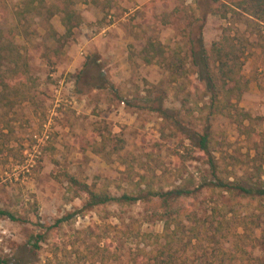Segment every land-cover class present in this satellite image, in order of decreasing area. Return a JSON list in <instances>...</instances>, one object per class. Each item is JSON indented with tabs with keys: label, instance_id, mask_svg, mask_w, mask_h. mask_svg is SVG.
<instances>
[{
	"label": "rangeland",
	"instance_id": "1",
	"mask_svg": "<svg viewBox=\"0 0 264 264\" xmlns=\"http://www.w3.org/2000/svg\"><path fill=\"white\" fill-rule=\"evenodd\" d=\"M22 1L0 0V27L18 32L15 43L28 56L34 83L30 99L8 111L0 108L13 130L9 148L0 153V208L15 216H0V259L6 264H148L163 227L160 202L145 196L131 204L90 207L85 186L112 196L144 195L148 187L167 190L179 183L197 192L204 179L213 178L181 138L182 126L195 127L192 103L182 107L167 72L140 56L150 40L166 50L178 47L185 57L198 37L205 45L223 34L241 40L240 74L247 87L238 104L251 119L240 126L224 116L214 119L213 154L228 175L259 177L264 185L263 23L238 11L216 12L224 0H74L82 22L56 44L54 32H64L60 14L51 9L32 15L23 31L15 20ZM190 82L185 91H195ZM159 99L166 118L150 109V101L155 106ZM85 136L105 144L104 153L80 147ZM118 141L123 148L114 151ZM195 196L192 205L201 218L221 201L205 189ZM255 205L250 203L248 214L234 206L227 216L231 232L191 245L181 256L230 264L238 233L264 264V212Z\"/></svg>",
	"mask_w": 264,
	"mask_h": 264
},
{
	"label": "trees",
	"instance_id": "2",
	"mask_svg": "<svg viewBox=\"0 0 264 264\" xmlns=\"http://www.w3.org/2000/svg\"><path fill=\"white\" fill-rule=\"evenodd\" d=\"M73 6L74 0H23L21 9L16 11L18 18L15 20L23 28V23L28 24L30 16L40 15L42 12L51 13L53 9L60 14L64 32L60 36H56L54 32L52 38L56 44H61L60 40L69 38L74 28L82 22L80 13ZM214 10L224 16L229 12L238 11L264 24V0H224L219 2ZM24 30L26 27L23 28ZM16 34L18 32L3 30L0 27V108L6 111L12 109L15 104L30 99L33 89L29 59L27 54L16 45ZM243 53L241 40L229 34H223L209 45L204 44L202 37L194 39L190 43L188 57L182 55L178 47L166 50L160 42L151 40L147 41L140 50V56L146 63L155 62L167 72L168 83L173 86L178 103L182 107L192 103L197 112L194 118L195 127L182 126L181 138L189 141L193 150L191 156H196L201 164L207 165L213 176L209 180L204 179L201 190L198 189L197 192V189H191L189 184L179 183L167 190L148 187L144 195L123 193L120 196H112L107 191L96 192L85 186L88 196L86 205L90 207L108 203L131 204L141 197L146 198L145 196L148 200L156 199L160 202V206L164 209L159 215L163 227L162 232L155 235L158 247L147 261L148 264H204L202 255L190 260L181 256V253L186 252L191 245L202 246L204 241L212 243L216 235L224 236L225 230L231 232L229 223L231 212L234 213V206L239 209L245 208L248 214L250 203L255 202V208L261 213L264 212L262 180L259 177L257 181L235 175L232 177L233 173L228 175L213 154L216 143L213 136L214 119L224 116L237 126H240L244 120L251 119L250 114L238 104L247 87V81L242 80L240 74ZM189 71L195 76V87L192 81L188 80ZM189 82L190 85L193 84L195 91H185ZM196 90L200 91L199 98H196ZM154 102V100L150 101V109L159 111L165 118L168 117V110L162 106V99H159L155 106ZM6 114L7 112L0 116V122L4 123L0 125V153L9 148L6 143L13 134L9 121L4 119ZM189 114L192 115L190 110ZM170 117L172 118V115ZM174 120L179 124L177 118ZM4 129L7 132H3ZM176 130H178L177 126ZM77 144L82 148L91 147L99 153H104L106 150L105 144L95 137H81ZM112 147L114 151H118L123 145L118 141ZM231 177L232 179H229ZM202 189H205L210 196L217 195L221 201L215 200L201 218L192 204L195 195ZM228 215L230 219L227 218ZM0 216L15 219L12 213L2 208H0ZM234 234L236 249L229 258L230 264L234 260L243 264H262L259 257L253 254L250 245L242 243V235ZM218 254L219 261H223L226 253L222 247L218 248ZM6 263L5 260L0 259V264Z\"/></svg>",
	"mask_w": 264,
	"mask_h": 264
}]
</instances>
